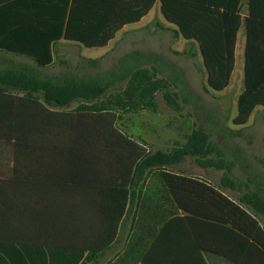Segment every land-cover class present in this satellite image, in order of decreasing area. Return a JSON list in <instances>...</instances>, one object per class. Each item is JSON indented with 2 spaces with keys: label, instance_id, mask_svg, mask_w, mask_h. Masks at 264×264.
Returning a JSON list of instances; mask_svg holds the SVG:
<instances>
[{
  "label": "trees",
  "instance_id": "obj_1",
  "mask_svg": "<svg viewBox=\"0 0 264 264\" xmlns=\"http://www.w3.org/2000/svg\"><path fill=\"white\" fill-rule=\"evenodd\" d=\"M155 2L0 0V148L7 145L18 148L25 145L60 146L58 150L44 149L46 153L62 158L56 185L47 184V188L56 187L64 193L76 189L78 184L84 189H94L97 184L101 190L117 192H127L126 187L130 185L133 191L147 176L159 175L175 192L177 206L185 213L184 217L174 216L161 234L168 224L176 221L186 225L196 220L206 222L214 228H222L223 244L208 243L204 251L231 264H249L247 257L250 255L254 264H264V225L260 223V219H264V189L252 188L250 181L234 178L235 163L226 158L225 150L210 139L204 127L193 129L181 146L168 151H145L117 126L116 112H156L159 91L173 107H178L179 92L182 99H189L192 93L181 72L171 67L169 77L159 78L155 66L149 69L134 65L141 55L135 52L126 54L105 73L79 75L67 71L60 76L43 73L54 64V47L61 39L88 48L105 47L125 25L146 16ZM161 3L163 16L176 27L173 29L175 36L189 41L188 50L173 52L192 58L200 56L206 72L205 90L224 91L230 84L236 63L237 34L242 25L240 9L193 5L190 0H161ZM245 25V87L238 97V113L233 119L237 126L246 125L257 106L264 107V88H258L254 83L250 69L253 24L246 22ZM9 53L25 56L33 63L17 61L9 57ZM159 61L163 62L164 58L159 56ZM97 62L98 59L90 60L91 65ZM172 86L176 91H172ZM106 97L107 101H102ZM73 103H79L75 112L61 111ZM22 151L17 149L16 152ZM0 152L7 153L2 149ZM84 154L85 160L78 163V174L76 160ZM105 156L113 160L111 177L103 176L99 168L104 164ZM189 158L202 168L224 171L220 185L170 170ZM18 173L15 168L14 174ZM181 188L186 192L184 199L178 195ZM225 190L238 195L232 197ZM118 222L119 218L116 228ZM116 228L108 236L107 245L114 240ZM46 233L50 240V232ZM74 250L82 261L88 248ZM96 257L92 250L81 264H88ZM109 264L134 263L117 259ZM140 264L208 263L203 258L194 262H151L145 257Z\"/></svg>",
  "mask_w": 264,
  "mask_h": 264
},
{
  "label": "crops",
  "instance_id": "obj_2",
  "mask_svg": "<svg viewBox=\"0 0 264 264\" xmlns=\"http://www.w3.org/2000/svg\"><path fill=\"white\" fill-rule=\"evenodd\" d=\"M190 4L240 9L242 25L237 34L236 63L229 86L233 83L239 59L243 64L241 74L245 84V23L248 22L253 24L252 46L249 50L252 80L258 88H264V0H190ZM161 6V0H156L146 16L134 24L125 25L108 45L102 48L109 49L121 34L134 29L136 48L133 53H141L136 58V63L153 69L160 61L157 54L149 51V38L154 37L157 30L171 32L173 37L177 38L173 32L176 27L165 19ZM63 43L76 44L61 39L54 50ZM185 43V50H188L189 41L185 39ZM8 56L18 59L17 61L33 63L31 59L21 56L10 53ZM199 58L201 59L200 56ZM256 118L264 120L262 105L254 109L247 124ZM1 149L7 153L0 152V264H81L92 250L96 252L97 257L91 259L88 264H109L117 259L140 264L145 257L151 262H194L203 258L208 264H231L203 250L208 243L223 244L222 228H214L199 220L188 225L176 221L174 224H168L161 234L164 226L170 223L174 216H185L184 211L177 206L175 192L164 184L163 177L149 175L133 191L130 185H127V192L101 190L97 184L94 189H84V186L80 187L78 184L76 189L64 193L56 187L47 188V184L56 185L58 165L61 164L62 158L58 154L46 153L44 149L58 150L60 146L25 145L18 148L15 145H7ZM17 149L23 151L16 152ZM78 157L80 160H76V172L80 174L78 163L86 157L85 154ZM112 161L109 156H105L104 164L99 167L103 176L111 177L114 169ZM15 168L18 169V174H14ZM170 170L183 172L175 168ZM186 177L211 183L202 176L186 174ZM178 193L182 199L186 196L183 188ZM115 228V238L107 245L106 240ZM46 232H50V240L47 239ZM75 248H88L82 261L78 258ZM247 258L249 264H254L251 255Z\"/></svg>",
  "mask_w": 264,
  "mask_h": 264
},
{
  "label": "rangeland",
  "instance_id": "obj_3",
  "mask_svg": "<svg viewBox=\"0 0 264 264\" xmlns=\"http://www.w3.org/2000/svg\"><path fill=\"white\" fill-rule=\"evenodd\" d=\"M135 38L136 31L131 29L121 34L118 41L112 43L107 50L88 48L77 42L63 43L56 47L54 64L44 69L43 73L60 76L67 71L79 75L108 72L117 65L121 57L135 51ZM148 43L150 52L164 58L163 62L155 66L159 70L158 77H169L171 67H175L183 74L192 96L185 100L181 98L182 94L179 92L178 107H173L167 104L163 92L159 91L156 95L158 103L156 112L149 110L138 113L116 112L117 126L143 146L145 151H168L181 146L193 129L202 126L210 135V139L225 150L226 158L235 163L234 178L243 182L250 181L252 188L264 189V120L256 118L244 126L233 123L238 113V96L244 87L242 61L239 59L237 62L232 85L224 91L207 92L206 72L201 59L173 52L186 49L184 38H174L171 32L157 30V34L149 38ZM93 59H98L96 65H91L90 60ZM134 65L141 66L136 62ZM172 91L176 89L173 87ZM107 98L102 101H107ZM78 104L73 103L61 111L75 112ZM175 169L189 175L205 177L216 186L220 185V180L225 175L222 170L200 167L193 158L187 159ZM225 191L232 197L238 195L237 192ZM260 223L264 225V219L261 218Z\"/></svg>",
  "mask_w": 264,
  "mask_h": 264
}]
</instances>
